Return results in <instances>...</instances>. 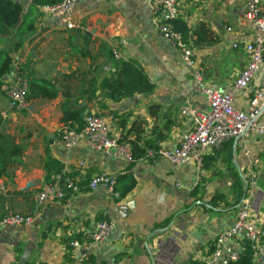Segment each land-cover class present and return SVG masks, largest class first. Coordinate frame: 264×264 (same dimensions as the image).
<instances>
[{
  "label": "crops",
  "instance_id": "1",
  "mask_svg": "<svg viewBox=\"0 0 264 264\" xmlns=\"http://www.w3.org/2000/svg\"><path fill=\"white\" fill-rule=\"evenodd\" d=\"M29 2L23 1L26 12L37 18L35 31L25 36L15 59L27 63L31 80L53 86L58 95L30 100L23 112H16L10 110L7 97L0 91V113L6 129L25 148L18 167L0 179V221L13 213L33 217L30 225L10 227L7 239L1 233L9 227L0 224V264H19L27 245H33V249L25 264H72L79 254L86 255L91 264L200 262L209 257L219 233L235 221L238 208L217 215L207 206L219 193L232 202L230 188L236 176L244 187L247 179L250 183L257 180L253 215L264 227V136L256 132L248 130L222 148L208 150L204 157L208 168L203 169L201 180L193 160L182 167L152 157L129 164L109 159L86 144L71 151L64 147L59 131L65 126L62 107L68 102L76 109L84 108L85 117L101 114L112 135H127L131 141L151 139L154 129L170 126L169 139L161 144L166 149L176 148L193 127L192 119L181 113L187 103L207 109L193 71L183 64L180 51L159 34L150 0H79L75 16L84 24L82 32L66 30L60 18L29 8ZM262 7L264 10V0ZM177 19L188 28V43L197 47L196 63L202 69L204 84L218 91L233 87L249 62L244 46L255 34L244 18L241 2L179 0ZM214 37L217 40L211 43ZM15 43V38H0V53H11ZM109 50L119 53L117 59L136 60L154 84L153 93L147 97L135 95L120 104L107 101L104 110H99L98 100L80 98L81 90L91 81H100L113 72ZM261 89L263 73L236 96V108L247 111ZM123 116H127L125 125ZM259 120L264 122V112ZM49 159L67 175L79 177L82 191L68 202L38 206L36 194L56 174L47 170ZM102 171L131 174L137 186L119 202H114L103 188L90 192L88 181ZM200 182V200L192 205L195 199L191 193ZM101 215L113 222L115 229L97 243L93 234ZM152 233L149 249L154 259L139 246ZM69 239L83 245L80 252L70 242L69 253ZM241 244L239 238L230 247L239 250Z\"/></svg>",
  "mask_w": 264,
  "mask_h": 264
},
{
  "label": "built area",
  "instance_id": "2",
  "mask_svg": "<svg viewBox=\"0 0 264 264\" xmlns=\"http://www.w3.org/2000/svg\"><path fill=\"white\" fill-rule=\"evenodd\" d=\"M79 0H62L55 6L41 8L44 14L58 17L66 30L84 31V24L75 16V9ZM179 0H150L155 26L166 41L174 45L181 53L183 64L194 73V79L205 98L206 110L194 108L187 103L181 113L192 119L193 127L184 135L174 149L161 148L157 152L150 151V157L169 160L175 167H182L193 160L199 170L200 180L204 176L202 168L205 153L210 149H220L233 138L241 137L251 130L264 136V122L260 121L264 107V89L257 91L248 104L247 111H241L235 106L236 96L247 90L256 75L264 74V10L262 0H228L230 3L241 2L245 20L255 31L254 39L244 46L249 56L245 70L235 81L233 87L227 91L208 88L204 84L203 72L196 63L195 48L183 39L182 34L174 27L178 18ZM231 31V29H228ZM238 48V45H234ZM116 58L119 53L114 51ZM18 65V62H16ZM2 90L9 101L10 110L21 112L27 108L28 81L24 74L17 72L8 75L3 80ZM59 136L67 151H71L81 144H86L90 150L103 153L107 158L123 163H132L131 147L122 142V138L112 135L110 126L104 117L94 114L85 117L82 129L61 128ZM82 166L84 164L82 163ZM257 180L251 181L244 198L239 204L233 225L219 233L215 240V249L205 260L206 264H229L239 259L240 249L245 241L252 244L253 263L264 264V227L256 221L253 215V200L257 187ZM116 175L102 171L94 175L87 184V189L97 191L107 190L115 199ZM82 191L81 179L71 177L66 173L55 175L35 196L38 206L46 202H58L66 199L67 193L71 197ZM69 198V199H70ZM33 223V217L22 214H8L0 221L3 227L19 228ZM115 229L111 221H99L95 226L93 240L97 243L104 241ZM242 239L239 250L232 249L230 243ZM71 246L78 252L83 245L72 241ZM72 264H91L86 255L79 254Z\"/></svg>",
  "mask_w": 264,
  "mask_h": 264
},
{
  "label": "trees",
  "instance_id": "3",
  "mask_svg": "<svg viewBox=\"0 0 264 264\" xmlns=\"http://www.w3.org/2000/svg\"><path fill=\"white\" fill-rule=\"evenodd\" d=\"M24 0H0V38H15L16 43L12 49V52H2L0 53V91L3 92V80L14 72L16 69L17 72L25 75L28 81V93H27V102L33 99L43 98V99H53L58 95L57 90L47 84L41 83L34 80H31L28 75V66L27 63H18L16 65L15 55L23 48L25 43V36L31 34L35 31V23L37 18L26 12ZM29 8L37 9L38 12H42L41 8L47 6H55L60 3L62 0H28ZM39 12V13H40ZM43 13V12H42ZM174 27L179 31L183 39L188 42L189 31L186 24L178 19L174 21ZM70 31V30H69ZM80 31V30H73ZM82 32V31H80ZM35 39V36L32 37L29 42H32ZM217 39L214 37L210 42H215ZM194 48H197L195 45ZM110 51V58L113 59L114 70L109 76H105L100 81L94 79L88 84L87 89H82L80 92V98L87 96L89 101L98 100L97 106L99 110L107 109V101L113 104H120L126 99L133 98L135 95L149 96L154 91V84L149 80L148 75L146 74L144 68L139 65V63L134 59H117L114 55L115 50ZM116 58V59H115ZM100 92L98 95L97 93ZM4 93V92H3ZM84 108L76 109L74 104L65 103L62 107L64 114L63 122L65 126L62 128L68 129H77L80 130L84 126L85 116ZM23 112V111H22ZM96 116H101V114H95ZM103 117V116H101ZM127 116L122 117L123 125L126 124ZM136 122L134 123V126ZM144 132V131H143ZM171 132L170 126H165L163 128L154 129L153 138L148 140L137 139L131 141L128 139L127 135H123L122 142L127 143L131 147L133 162L134 164L138 160L148 159L150 157V151L157 152L162 148V142L169 139V134ZM143 142L140 145V142ZM25 148L24 146L18 143V138L13 133L7 131L6 121L0 113V179L3 177H8L10 173L18 167L22 161ZM205 157V156H204ZM202 168H208L206 166V161ZM47 170H55L56 174H61L63 168L57 166L54 161L49 159L47 164ZM116 175V184L115 192L119 195L118 198L114 199V202H119L125 199L137 186V181L131 174H115ZM50 175L47 176V179ZM51 181V180H50ZM49 181V182H50ZM200 182L197 187L192 191L191 197L195 199L192 202V205L195 204L197 200H200L199 194L203 186ZM248 187L250 186V181L247 179ZM230 194L234 197L232 202L229 201V197L224 193H219L209 201L208 208L216 210L215 214H221V212H228L235 210L239 207L242 199L245 196V187L244 184L236 176L235 181H233ZM71 193L68 192L65 202L69 201ZM238 210V209H237ZM211 211V210H210ZM108 220L102 215L98 217V221ZM68 248L70 253V242L68 240ZM215 245L210 250V255L213 253ZM253 249L252 244L248 241H245L242 248L240 249L239 259L237 261H232L229 264H254L253 263ZM67 255L66 258H68ZM191 264H206L205 262H193Z\"/></svg>",
  "mask_w": 264,
  "mask_h": 264
},
{
  "label": "water",
  "instance_id": "4",
  "mask_svg": "<svg viewBox=\"0 0 264 264\" xmlns=\"http://www.w3.org/2000/svg\"><path fill=\"white\" fill-rule=\"evenodd\" d=\"M262 112H264V107L262 109ZM263 114V113H262ZM247 132V131H246ZM50 138H53V135L50 136ZM212 184L209 185V188H211ZM248 188V184L246 183L245 186V193L247 191ZM177 192V191H176ZM111 204L113 203V201L110 202ZM12 228V227H11ZM11 228H8L7 230H4V232L1 233L3 239H7V234L11 233L12 230H10ZM12 229H16V228H12ZM154 235V233L150 234L149 236H147L146 240L143 241L142 243H139V246H143L145 248V250L149 253L150 257L152 259H154L151 250L149 249V239ZM33 249V245H27V247H25L23 254L21 256L20 262L19 264H25L26 261L29 259L31 252Z\"/></svg>",
  "mask_w": 264,
  "mask_h": 264
}]
</instances>
